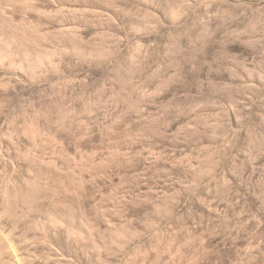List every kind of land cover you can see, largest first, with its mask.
<instances>
[{
	"label": "rangeland",
	"instance_id": "obj_1",
	"mask_svg": "<svg viewBox=\"0 0 264 264\" xmlns=\"http://www.w3.org/2000/svg\"><path fill=\"white\" fill-rule=\"evenodd\" d=\"M0 0V264H264V0Z\"/></svg>",
	"mask_w": 264,
	"mask_h": 264
},
{
	"label": "clouds",
	"instance_id": "obj_2",
	"mask_svg": "<svg viewBox=\"0 0 264 264\" xmlns=\"http://www.w3.org/2000/svg\"><path fill=\"white\" fill-rule=\"evenodd\" d=\"M163 3L167 6L166 0H163ZM163 11H164V15H163L164 18L170 20L171 19V12H170V9L168 8V6Z\"/></svg>",
	"mask_w": 264,
	"mask_h": 264
}]
</instances>
